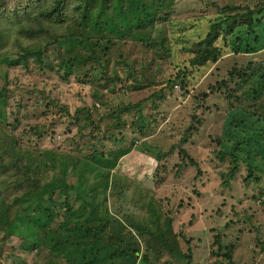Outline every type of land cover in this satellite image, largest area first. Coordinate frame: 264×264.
Wrapping results in <instances>:
<instances>
[{
    "label": "rangeland",
    "instance_id": "rangeland-1",
    "mask_svg": "<svg viewBox=\"0 0 264 264\" xmlns=\"http://www.w3.org/2000/svg\"><path fill=\"white\" fill-rule=\"evenodd\" d=\"M164 1L170 7L160 10L153 28L143 31L150 33V39L116 40L103 45L109 48L103 56L105 75L90 56L102 47L93 50L88 44L77 48L75 42L66 41L65 51L74 61L73 70L68 72L59 70L61 60L54 47L43 50L45 55L37 53L36 44L44 47L56 42L55 47L60 48L61 43L55 39L71 24L75 12L70 9L64 11L63 24L41 21L39 27L46 29V34L36 39L24 35L5 39L0 54L18 55L20 46L33 48L27 50L30 54L25 66L1 68H7L8 75H0V92L6 97L4 107L0 106L6 117L0 116L4 120L0 122V143L16 140L17 147L20 144L34 155L49 151L53 162L42 172L41 183L52 181L64 168L68 182L79 184V192L86 184L99 189L108 185V210L132 230L140 243L159 231L164 218L170 221L178 249L185 257L164 250L157 260L152 259L153 264H217L219 258L211 254L216 249V235L224 246L234 245L232 264H264V192L259 193L253 184L245 187L244 165L230 186H225L221 174L230 165L218 160L219 139L226 144L229 133L238 129L230 124L231 118L238 125L243 119L249 127L257 125L253 113L243 115L233 107L239 102L236 90L246 84L242 79L250 74L247 70L264 68V38L258 48L253 34L240 29L238 35L249 39L254 49L251 54H234L220 40L216 43L221 48L219 59L202 66L192 64L191 52L194 43L205 38L218 9L236 8L241 13L260 5L256 4L260 0ZM164 38L171 44L168 48L160 45ZM122 59L125 64H121ZM259 102L264 104V97ZM42 126L47 133L37 138L32 130ZM131 141H135L132 150L125 151ZM94 155L102 160L91 166L87 158ZM98 173L102 176L94 179ZM259 186L264 189V181ZM7 188L11 191L12 183ZM37 202L39 208L26 201L16 208L37 228L48 219L47 227L52 230L46 241L61 243L65 250L92 247L95 258V251L104 252L102 240L84 239L71 244L70 226L89 220L86 214L84 218L71 217L64 225V219H68L65 209L49 217L44 213L49 206L43 200ZM0 210L5 212L8 207ZM14 216L11 208L9 225L14 223ZM15 226L7 233H14ZM33 228L21 240H3L0 231V264L50 263L52 251L39 243L44 239V228L40 234ZM254 229L258 231L257 240ZM21 230L25 233L23 227ZM53 260L70 264L65 259ZM73 263L84 264V258L76 256Z\"/></svg>",
    "mask_w": 264,
    "mask_h": 264
},
{
    "label": "trees",
    "instance_id": "trees-1",
    "mask_svg": "<svg viewBox=\"0 0 264 264\" xmlns=\"http://www.w3.org/2000/svg\"><path fill=\"white\" fill-rule=\"evenodd\" d=\"M256 4L260 5L254 6V9L245 8V11L243 10L241 13L236 8L224 7L218 9V15L211 21L205 38L193 45L194 47L191 50V52L194 51L192 64L202 66L207 62L215 63L221 52V48L216 45L220 40L225 42V46H228L234 54H251L254 49H252L249 39L244 40L241 35H238L240 29L243 28L247 29L248 35L253 34L254 42L260 44L258 48L261 47L264 38V0H260ZM168 5L164 0H0V46L8 37L16 38L24 35L30 39H36L46 34V29L39 27L40 22L63 24L65 22L64 11L67 8L75 14L71 19V24L66 26L65 34L55 39V41L61 43L60 48L55 47L56 42L47 43L44 47L36 44L35 47L39 46L37 53L45 55L42 52L43 50L49 49L48 46L54 47L56 56L61 60L59 70L68 72L73 70L74 61L72 57L67 56L65 51L66 41L75 42L77 48H83L88 44H92L93 50L102 47L98 54L91 52L90 56L98 63L97 70L105 75L104 61L106 58L103 56L109 48L108 46L103 48V45L116 40L129 39L142 42L150 39V33L146 35L143 31L155 25L158 12L163 8L167 10L170 7ZM162 22L165 23L166 21ZM160 45L162 48H168L171 44H167L164 38L160 41ZM20 47L21 52L18 55L0 54V75H8L7 68L9 66H25L27 57L30 54L27 50L33 48V46ZM121 62V64H125L123 59ZM41 63L43 62L41 61ZM3 66H7V68L1 69ZM247 72L250 73L249 76L242 79V82L246 84L239 86V89L236 90V93H240L239 95L236 94L235 98L239 102L236 103L233 109L243 111V115L253 113L257 125L254 124L249 127L246 124V119L241 120V125H238L231 118L229 120L230 124H234L238 129L232 134L229 133V140L226 144H224L222 138L219 139L218 160L221 162L226 161L230 165L228 171L221 174L225 186H230L229 184L235 180L239 173V168L244 165L247 170L245 187L247 188L253 184L254 188L262 194L264 189L259 185L264 181V104L260 103L259 99L264 97V68L258 67L251 71L247 70ZM63 78L64 81H67L64 76ZM248 83L250 84L248 85ZM5 98V93L1 91L0 106L4 107ZM4 115L0 112V116L6 120ZM1 121L4 120L1 119ZM248 124H251V121H248ZM42 127L32 130L37 138H43L47 133V129L44 126ZM228 131L226 130V132ZM245 134L247 137L244 138L243 135ZM7 141L0 143V208L8 207L5 212L0 210V231L3 240L9 241L11 237H17L21 240L20 237H26L29 231L34 229L33 227L37 228V225L34 226L17 210L18 203L26 201L27 205L39 208L37 201L43 200L49 206L48 209L44 210V213L49 217L52 214H57L58 209L67 211L68 215L65 217H68V219H64V225L70 223L71 217L84 218L86 214L91 222L86 220L80 226H70L71 244L73 242L79 244L84 239H91L94 242L102 240L100 246L101 250L104 251L102 252L100 249L95 251L98 262L92 256V247H84L78 251L71 248L65 250L61 248V243L46 241L49 232L52 230L47 227L49 224L47 219V223L40 224L36 230L40 234L44 228L45 240L41 239L39 243L41 247L48 245L47 249L52 251L53 259L61 262H64L65 259L70 264H74L73 258L81 256L84 258V264H153L152 259L157 260L156 257L164 250L178 257H185L178 249L179 243L176 242L173 233V224L166 218H164L163 224L156 234L140 243L132 230L108 210L106 203L108 185L104 184L99 189L94 186L88 187V184H86L82 192H79V184L68 182V174L64 168L57 172L52 181L41 183L42 172L53 162L51 153L43 151L42 153L35 152L34 155V151L25 150L20 144L17 147L16 140L9 142V144ZM134 143L135 141H131L129 148L124 150H132ZM2 154H5V158L1 157ZM96 156L87 158L89 165L93 166L94 162H101V156ZM90 158L92 159L89 160ZM81 174L82 170L77 172V176H79L76 178L77 181L80 179ZM101 176L98 173L94 175V179ZM10 183H12L11 191L7 188ZM2 187H5V189H2ZM4 192L5 194H2ZM17 194H20V196L14 197ZM11 208L15 213L13 224H16V226L15 230L12 231L14 233L10 232L12 234H8L7 231H10L9 228L13 225L8 224ZM246 220L250 221L251 219L246 217ZM22 227L25 233L22 232ZM256 229L254 231L257 240L258 231ZM214 242L213 246H216V249L213 252L211 251V254L219 258L217 264H232L234 245L227 244L224 246L220 235L215 236ZM53 259L49 264H57V261Z\"/></svg>",
    "mask_w": 264,
    "mask_h": 264
}]
</instances>
